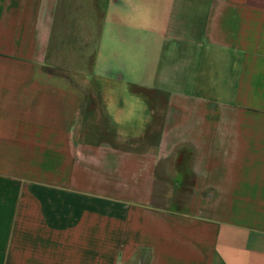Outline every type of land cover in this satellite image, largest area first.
Here are the masks:
<instances>
[{
	"label": "crops",
	"instance_id": "crops-1",
	"mask_svg": "<svg viewBox=\"0 0 264 264\" xmlns=\"http://www.w3.org/2000/svg\"><path fill=\"white\" fill-rule=\"evenodd\" d=\"M59 4L0 0V264H264V0H88L73 78Z\"/></svg>",
	"mask_w": 264,
	"mask_h": 264
},
{
	"label": "rangeland",
	"instance_id": "rangeland-1",
	"mask_svg": "<svg viewBox=\"0 0 264 264\" xmlns=\"http://www.w3.org/2000/svg\"><path fill=\"white\" fill-rule=\"evenodd\" d=\"M61 14H63L65 19L69 18L68 22H59V17L61 16ZM92 15L93 6L88 4V0H60L59 7L55 13L54 22V31L55 34L57 32L58 35H55V37L51 38L50 45H60L62 47L61 50L58 52H49V71L61 75H66L70 78L76 76L74 75L76 74V72H84L86 75H89L94 55L93 48L95 21L92 20ZM65 29L69 30L67 31ZM131 55L136 56L134 62H137V60H139L141 56V54ZM134 91L136 93L144 92L141 91V89H134ZM86 113L87 115H89V113L91 115L94 113L93 103H91L90 107L87 108ZM94 118L95 117L93 116L90 118H88L87 116V124H91L93 129H99V127H101L102 125L94 121ZM106 127L107 126H103V131L105 130V135H102L101 138H109L118 143H125L133 146L135 145L136 147L141 148L144 147L146 144H149L152 140L151 134L146 131L141 134H138L135 137V133L127 132L125 130H122L120 127L116 128L113 126H109L107 127V129ZM177 177H179V175H174L173 177L171 174H169L167 176L168 180L166 182L167 184L165 186V189H167L168 192L170 189L173 191V189L177 187L176 185H174L175 179ZM156 186L155 202L159 203L160 206H163L165 204H163L162 201H158L159 199L161 200L163 198L156 195L158 193V189H156ZM159 186L161 185H158L157 187ZM175 206L172 207H178L177 205Z\"/></svg>",
	"mask_w": 264,
	"mask_h": 264
}]
</instances>
